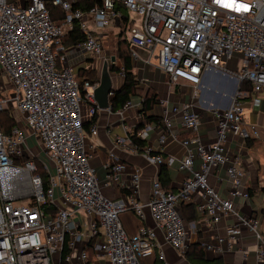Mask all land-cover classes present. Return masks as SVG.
Here are the masks:
<instances>
[{
	"label": "built area",
	"instance_id": "obj_1",
	"mask_svg": "<svg viewBox=\"0 0 264 264\" xmlns=\"http://www.w3.org/2000/svg\"><path fill=\"white\" fill-rule=\"evenodd\" d=\"M79 1L0 0V115L7 111L15 119L10 132L0 124V264H63L66 241L71 249L65 256L67 262L90 264L88 246L93 239V264H144L155 253L165 257L159 232L166 244L185 253L196 224L186 222L180 205L196 196L201 197L198 211L214 223L226 215L237 217L229 235L240 233L241 226L248 227L256 236V259L264 264L260 221L243 217L235 209L234 197L247 199L249 193L243 187L242 172L230 164L225 145L229 132L244 139L261 137L258 125L244 123L240 99L246 91L239 90L229 108L213 109L217 131L209 145L198 135L200 115L194 103L173 106L172 112L182 113V127L192 134L179 135L165 115L163 123L169 133L161 134L159 141L170 136L184 146L178 167L190 174L174 191L154 179L150 199L142 202L137 197L141 169L135 167L128 199L114 200L103 193L85 146L82 103H90V118L98 112L94 90L100 80L91 82L76 75L62 41L77 20L86 38L73 48H83L98 60L104 52L101 29L121 20L116 9L120 4L142 15L138 25L128 28L132 57L143 49L147 61L155 60L170 82L186 80L199 88L207 70L240 53L243 64L233 77L238 83H251L252 100L259 105L264 92V0H99L101 4L96 0L88 9L75 7ZM47 2L64 10L62 22L52 19ZM150 129L145 126L138 135L144 139ZM91 132L97 133L96 124ZM36 148L43 151L41 157L35 154ZM144 148L153 163L170 165L175 160ZM35 158L48 173L47 184L37 172ZM196 158L201 160L198 169ZM225 164L231 183L227 197L208 180L213 169ZM105 167L111 182H118L126 169L113 154ZM25 197L28 203H21L19 199ZM51 206L56 208L54 213ZM147 209L154 225L144 224L138 233L129 235L120 214L130 210L145 221ZM100 257L106 258L100 261Z\"/></svg>",
	"mask_w": 264,
	"mask_h": 264
},
{
	"label": "crops",
	"instance_id": "obj_2",
	"mask_svg": "<svg viewBox=\"0 0 264 264\" xmlns=\"http://www.w3.org/2000/svg\"><path fill=\"white\" fill-rule=\"evenodd\" d=\"M102 34V31H101ZM68 62L71 60L81 63L83 52L85 49L68 48ZM148 53L143 49H138V56L132 57V71L135 73L138 81L141 95L132 96L129 100L131 105L125 106L113 111L107 108H99L96 114L94 124L97 126V133L93 134L91 128L93 124H89L93 117L90 118L88 110L90 103L86 100L82 103V113L85 117L84 123L87 124L88 130L86 137V150L90 155L91 165L95 168L98 178L101 181V188L105 195L109 198L119 201H126L131 193V171L135 167L141 169V180L138 191V199L147 202L151 197V187L154 179L159 178L161 174V166L153 163L148 159L145 148L136 149V145H132L130 141L134 134L135 128L142 122V109L144 98L154 93L157 100L149 109L146 110L148 116H156L163 118L165 115L170 117L171 129L181 136H189L192 132L182 127V113L172 112L173 106L183 107L185 104L194 103L195 110L200 115V124L198 127V135L202 142L206 145L211 144L216 139L217 120L213 116V109L229 108L233 103V95L228 101L226 99L219 100L221 93L223 96L228 95L233 90L235 94L237 80L233 77L234 73H239L243 64V56L235 53L230 60L224 62L223 65L206 71L202 78L200 87L195 88L194 85L186 80H181L178 84L169 81L167 74L157 65L155 60L147 61ZM89 65L84 66L83 63L78 67L88 70L95 69L100 80L103 63L102 59L95 60L92 55L87 58ZM71 65V64H70ZM72 66V65H71ZM73 67V66H72ZM78 69L75 71L78 75ZM112 77V91L119 89L124 81L121 73L110 72ZM262 101L256 105L252 96L250 98L242 97L240 102L244 108L245 125L256 124L261 131V137L250 138L248 140L241 136L229 132L225 141L226 151L230 157V164H235L236 168L242 172V180L244 189L249 193V198L234 197L235 209L246 218H256L260 221V229L264 235V92L261 94ZM128 102V101H127ZM166 109L168 111H166ZM146 126H150L148 135L145 139L146 147L154 151L161 152L164 158L174 157V162L168 167L170 176V187L177 189L183 180L190 174L189 171L180 170L178 167V159L185 154L184 146L167 136L163 143H160L161 134L168 135L165 124H157L156 121L149 122ZM120 138H125V142H120ZM111 154L115 155L126 169L121 173L118 182H111L108 179L109 170L105 167L110 162ZM201 165L199 158L195 159L194 167L198 169ZM228 165H220L213 169L208 180L209 183L224 197H227L231 188L229 176L227 174ZM162 183V182H161ZM201 201L200 196H196L192 201L186 203L192 204L195 218H190L191 210L180 205V211L186 222L196 224V227L189 233L188 244L201 241L203 245L211 244L215 248L207 249L205 252L208 259L221 257L224 264H262L256 259V236L246 226L240 227V233L231 236L228 230L237 223V217L234 215H226L218 222L214 223L210 217L204 213H200L197 209L198 203ZM147 217L142 221L133 211L126 210L120 214L121 221L126 232L129 235L138 233L142 225H154L150 211L147 209ZM159 241L163 244L165 257L160 258L157 253L151 257L144 259V264H156L159 261L163 264H191L186 258L185 253L179 249L166 244L163 234L158 233ZM219 239H223L220 241ZM79 248V247H78ZM79 249L74 252L76 254ZM244 251L247 253L245 254ZM95 256V254H94ZM100 257L99 260H103Z\"/></svg>",
	"mask_w": 264,
	"mask_h": 264
},
{
	"label": "trees",
	"instance_id": "obj_3",
	"mask_svg": "<svg viewBox=\"0 0 264 264\" xmlns=\"http://www.w3.org/2000/svg\"><path fill=\"white\" fill-rule=\"evenodd\" d=\"M96 0H80L75 7H81L84 9H88L91 6L95 4ZM99 4H101V1H97ZM47 7L50 11L52 19L60 23L65 18V12L64 10L56 5H53L51 2H47ZM116 9L121 13V20L120 25L118 27H121L120 34L122 35L119 48L117 51L115 62H111L109 69L110 72H116V73H122L123 74V84L119 89L114 90V94L112 96V100L110 102L111 110L116 111L122 109L127 101H129L132 96L138 95L141 93V89L139 88V81L135 75V73L132 71V59H131V52H130V43L125 35L127 29L130 27L131 22L129 19V13L127 8H125L123 5L118 4L116 6ZM78 21L74 20V28L69 31L62 39L64 45L68 48H72L75 45H78L84 41L86 38V34L81 30L79 25L77 24ZM78 75L82 77L83 79H87L91 82H97L99 81V76L95 69L88 70L86 68L80 67L78 69ZM240 91H246L248 92L247 95H245V98H250L252 96V85L248 81H243L239 87ZM84 92L82 91V94ZM157 99L154 93L151 95L149 94L147 97L144 98V107L142 109V122L135 128L134 134L132 136V142L138 147V149H143L146 145L145 139L141 138L138 133L139 131L145 127L149 122L156 121L157 124H161L163 121H161V118L156 116H148L146 110L150 108L151 103L153 104L156 102ZM97 114V113H96ZM96 114L93 116V119L89 124H94L96 119ZM0 124L3 127V129L6 132H10L13 126L15 125V119L14 117H11L10 114L7 111H4L0 115ZM88 124V123H87ZM87 124L84 123V128L88 130ZM248 140V139H246ZM152 154H161V152L158 151H152ZM35 162L38 167V173L41 174L43 177L45 183L47 184L48 180V173L45 171L43 164L38 158H35ZM160 181L162 182L163 187L166 190H175L172 187H170V176L168 173V167L166 164H162L161 166V174L159 176ZM48 203H46L47 205ZM183 207H187L190 209L191 214L189 215L190 218H195L196 213L194 212V207L192 204L186 203L183 205ZM51 212H55L56 208L51 206L48 207ZM94 239L90 242L88 246L89 251V263L93 264L94 254L95 251L93 249ZM71 252L70 247L67 244V241L63 245L62 249V257L63 264H70L65 260V256L68 255ZM185 256L189 260L191 264H224L223 259L221 257L214 258V259H208L205 252V247L201 241H195L188 245V248L185 251ZM156 264H163V262L159 261Z\"/></svg>",
	"mask_w": 264,
	"mask_h": 264
},
{
	"label": "rangeland",
	"instance_id": "obj_4",
	"mask_svg": "<svg viewBox=\"0 0 264 264\" xmlns=\"http://www.w3.org/2000/svg\"><path fill=\"white\" fill-rule=\"evenodd\" d=\"M128 13H129V19H130L131 24L135 25V26L138 25L139 22L141 21L142 15L138 11H133V10H129ZM120 24H121L120 20H114L108 28H105L103 30L101 29V31H102L101 35H102V39L104 42V52H103L102 56L100 57V59H102L104 61L108 60L109 62H111V57L113 55L114 56L117 55L119 44H120V41L122 38V35L120 34L121 27H118ZM125 35L127 36V38L130 37V30L129 29H127ZM90 55L91 54L89 51L83 52L81 63H83L84 66H87L90 64L89 60H87V58L90 57ZM81 63H77L74 60H71L69 62V64H71L73 66L74 71H76L78 69V67L81 65ZM4 82L7 83L8 80L5 79ZM240 85H241V83H238V82L236 83L235 94H233L234 93L233 90L229 91V94L225 95V96H223L220 93L218 96V99L219 100L226 99L229 101L233 95V100H234V98L237 96ZM246 93L248 94V92H246ZM140 95H141V93H140ZM35 154L36 155L38 154V157H41L43 155V151H40L39 149L36 148ZM35 164H36V162H35ZM36 166H37V164H36ZM28 199H29L28 197H25V198L19 199V201L21 203L26 204V203H28ZM80 216L83 217L82 214ZM102 259H104V258H102Z\"/></svg>",
	"mask_w": 264,
	"mask_h": 264
},
{
	"label": "water",
	"instance_id": "obj_5",
	"mask_svg": "<svg viewBox=\"0 0 264 264\" xmlns=\"http://www.w3.org/2000/svg\"><path fill=\"white\" fill-rule=\"evenodd\" d=\"M116 56L111 57V62H115ZM110 62L106 60L103 63V67L101 70V76H100V83L97 88L94 90V97L97 101L99 108H108L110 106V102L112 100V97L109 95L112 91V77L110 74Z\"/></svg>",
	"mask_w": 264,
	"mask_h": 264
}]
</instances>
